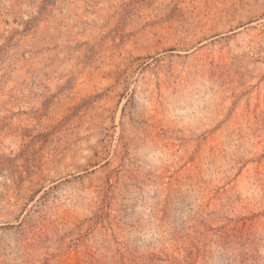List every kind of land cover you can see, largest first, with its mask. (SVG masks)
<instances>
[{
	"label": "rangeland",
	"instance_id": "rangeland-1",
	"mask_svg": "<svg viewBox=\"0 0 264 264\" xmlns=\"http://www.w3.org/2000/svg\"><path fill=\"white\" fill-rule=\"evenodd\" d=\"M0 264H264V0H0Z\"/></svg>",
	"mask_w": 264,
	"mask_h": 264
}]
</instances>
